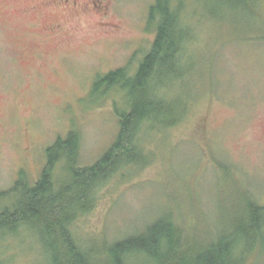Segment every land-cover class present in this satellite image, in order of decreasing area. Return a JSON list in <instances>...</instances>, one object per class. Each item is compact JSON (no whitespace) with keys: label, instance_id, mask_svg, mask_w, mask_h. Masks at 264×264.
<instances>
[{"label":"rangeland","instance_id":"rangeland-1","mask_svg":"<svg viewBox=\"0 0 264 264\" xmlns=\"http://www.w3.org/2000/svg\"><path fill=\"white\" fill-rule=\"evenodd\" d=\"M200 2L192 3L203 21L185 71L167 82L175 114L187 104L184 116L149 131L148 163L106 178L92 210L75 220L76 234L94 239L96 248L104 238L140 231L165 210L189 241L203 243L208 228L232 222L243 195L264 205V19L232 1ZM153 3L0 0V191L21 178L33 183L45 148L73 127L80 135V166L103 155L128 92L109 91L111 98L98 105L103 98L93 85L97 75L117 67L133 71L154 39L147 26ZM250 27L253 38L247 39ZM8 202L2 199L0 206ZM31 230L34 235L28 230L3 237L0 261L40 264L42 242ZM237 247L254 252L244 264H264V228Z\"/></svg>","mask_w":264,"mask_h":264},{"label":"trees","instance_id":"trees-1","mask_svg":"<svg viewBox=\"0 0 264 264\" xmlns=\"http://www.w3.org/2000/svg\"><path fill=\"white\" fill-rule=\"evenodd\" d=\"M217 1H232L235 7L264 19L262 0ZM192 3L201 5L200 0H154L147 18L154 39L133 71L118 67L97 75L93 90L103 98L98 105L111 98L109 91L126 88L128 92L117 111L118 130L103 155L80 166V135L73 127L45 148L44 167L33 183L21 178L9 190L0 191V200L10 201L0 206V243L7 234L28 230L33 234V229L42 242L40 264H244L254 253L251 249L239 253L237 247L243 240L253 242L264 228V205L251 195H243V208L232 222L208 228L203 243L188 240L187 232L172 219L171 210L156 215L138 232L133 229L111 240L104 238L100 248L92 246L94 239L76 234L75 220L92 210L97 187L121 168L148 163L144 142L148 132L174 126L184 116L187 104H180L175 114L176 107L166 93L169 79L184 73L194 48L191 43L203 21L201 10L197 12ZM252 31V27L246 30L247 39L253 38ZM57 166L56 174L53 169Z\"/></svg>","mask_w":264,"mask_h":264}]
</instances>
